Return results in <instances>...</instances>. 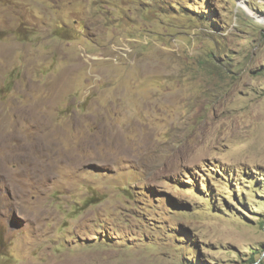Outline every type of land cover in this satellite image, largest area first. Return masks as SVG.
<instances>
[{"label": "rangeland", "instance_id": "374dc122", "mask_svg": "<svg viewBox=\"0 0 264 264\" xmlns=\"http://www.w3.org/2000/svg\"><path fill=\"white\" fill-rule=\"evenodd\" d=\"M0 264H264V0H0Z\"/></svg>", "mask_w": 264, "mask_h": 264}]
</instances>
